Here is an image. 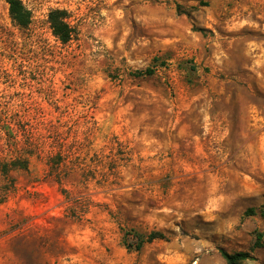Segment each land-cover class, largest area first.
<instances>
[{"label":"rangeland","instance_id":"1","mask_svg":"<svg viewBox=\"0 0 264 264\" xmlns=\"http://www.w3.org/2000/svg\"><path fill=\"white\" fill-rule=\"evenodd\" d=\"M22 2L27 28L0 0V264H264V0ZM61 140L91 169L127 150L118 185L60 186L37 156L3 170ZM130 228L164 237L135 249Z\"/></svg>","mask_w":264,"mask_h":264},{"label":"trees","instance_id":"2","mask_svg":"<svg viewBox=\"0 0 264 264\" xmlns=\"http://www.w3.org/2000/svg\"><path fill=\"white\" fill-rule=\"evenodd\" d=\"M8 5V13L11 20L20 28H27L31 21L30 10L23 4L22 0H4ZM207 6V2H200L198 6L185 7L181 4H176V11L179 14H189L191 10H197L199 7ZM68 12L63 8H54L48 13V23L52 31V34L62 43H67L71 40L73 29L67 21ZM197 31L205 33L204 28H196ZM152 68H146L145 70H139L137 75H151L153 73ZM79 144V143H78ZM78 144L68 145L61 140L57 148L53 147L52 150L44 151V154H37L30 143L23 150V154L16 156L9 161L3 163V170L9 172L15 169L28 170L30 160L34 156L42 157L45 160L47 166L46 177L57 182L58 185L63 186L65 182H81V179L88 180L94 178L96 174L100 176L101 186L104 189H110L113 185H118L120 179V167L129 161L127 156V150L119 148L117 152L114 151V147L108 141L100 150L99 153H94V169H91L86 163V156L80 153L77 148H81ZM75 146V147H74ZM41 153V151H40ZM90 176H88V174ZM64 193H67L66 188H62ZM132 235L136 238L137 242L134 246L135 249H139L144 243L150 242L157 238H163V234L160 232H149L145 234L139 233L135 228L127 230L126 235ZM127 248H131V245L127 244ZM221 257L227 264H243L246 260H251L253 257L248 252H234L229 253L225 250H220Z\"/></svg>","mask_w":264,"mask_h":264}]
</instances>
